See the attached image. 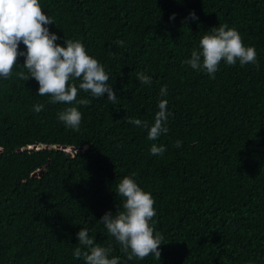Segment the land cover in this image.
<instances>
[{
  "label": "trees",
  "instance_id": "16d2710c",
  "mask_svg": "<svg viewBox=\"0 0 264 264\" xmlns=\"http://www.w3.org/2000/svg\"><path fill=\"white\" fill-rule=\"evenodd\" d=\"M41 6L54 17L51 30L80 39L105 65L118 98L79 90L77 98L90 103L77 105L81 125L72 129L57 118L65 103H51L37 93L35 78L18 75L28 72L23 56L0 78V264H85L72 254L81 227L121 264H264V0H41ZM192 10L198 20L189 17ZM219 24L255 46L259 66L222 60L211 77L183 63ZM141 71L152 76L150 84L139 80ZM162 99L169 131L149 140L127 118L153 121ZM37 103L44 105L39 112ZM152 143L167 145L164 154L153 155ZM40 144L49 147L33 148ZM125 175L155 198L160 258L129 259L98 221L116 212L121 197L114 189Z\"/></svg>",
  "mask_w": 264,
  "mask_h": 264
},
{
  "label": "clouds",
  "instance_id": "9594fccd",
  "mask_svg": "<svg viewBox=\"0 0 264 264\" xmlns=\"http://www.w3.org/2000/svg\"><path fill=\"white\" fill-rule=\"evenodd\" d=\"M175 15L172 13L170 19ZM189 17L198 20L195 10ZM53 23L54 17L42 10L41 0H0V78H7L14 64H19L18 57L23 56L22 65L28 72L21 71L18 75L26 80L35 78L39 85L37 93L47 94L51 103H65L57 113L58 120L68 128L79 129L82 112L77 105L88 104L90 100L83 96L77 98L78 91H90L94 97L104 96L115 102L118 90L109 82L110 73L105 65L89 53L85 44L80 39L61 37L50 29ZM61 39L63 43L58 42ZM21 43L26 47L21 48ZM115 43L124 45L125 41L117 39ZM222 60L228 65L239 62L242 66L247 63L259 66L255 46L245 44L238 29L227 24L206 30L183 63L214 77ZM137 77L144 83L152 81V76L143 71L138 72ZM166 94L167 85H162L160 95ZM43 108L41 103L33 106L36 112ZM158 108L151 122L138 117L127 118L130 123L146 129L149 140H156L169 131L170 112L166 100L162 99ZM175 144L179 147L183 140L177 139ZM166 148L163 143H152L149 151L153 155H163ZM114 191L121 197L120 205L115 213L111 209L105 211L98 221L119 242L121 250L128 252L129 259L149 254L160 258L158 246L164 242V236L154 227L153 194L145 190L134 175L121 177ZM76 237L78 242L72 254L82 258L85 264H121L120 256L110 255L111 248L95 242L89 228H79Z\"/></svg>",
  "mask_w": 264,
  "mask_h": 264
},
{
  "label": "water",
  "instance_id": "95a60500",
  "mask_svg": "<svg viewBox=\"0 0 264 264\" xmlns=\"http://www.w3.org/2000/svg\"><path fill=\"white\" fill-rule=\"evenodd\" d=\"M49 146H47V145H43V144H40L39 146H34L33 148H35V149H44V148H48ZM70 149H72V150H74L73 148H70ZM42 174H43V170H41V171H39V172H37V173H34L33 174V177H36V176H42Z\"/></svg>",
  "mask_w": 264,
  "mask_h": 264
}]
</instances>
